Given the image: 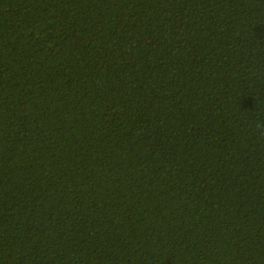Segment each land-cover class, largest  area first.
Segmentation results:
<instances>
[{
	"label": "trees",
	"instance_id": "16d2710c",
	"mask_svg": "<svg viewBox=\"0 0 264 264\" xmlns=\"http://www.w3.org/2000/svg\"><path fill=\"white\" fill-rule=\"evenodd\" d=\"M264 0H0V264H264Z\"/></svg>",
	"mask_w": 264,
	"mask_h": 264
},
{
	"label": "clouds",
	"instance_id": "9594fccd",
	"mask_svg": "<svg viewBox=\"0 0 264 264\" xmlns=\"http://www.w3.org/2000/svg\"><path fill=\"white\" fill-rule=\"evenodd\" d=\"M258 128L264 129V125H258Z\"/></svg>",
	"mask_w": 264,
	"mask_h": 264
}]
</instances>
